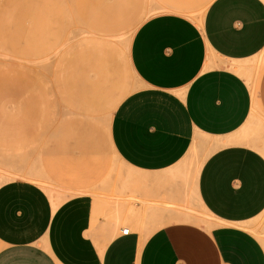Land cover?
<instances>
[{
	"label": "crops",
	"instance_id": "obj_1",
	"mask_svg": "<svg viewBox=\"0 0 264 264\" xmlns=\"http://www.w3.org/2000/svg\"><path fill=\"white\" fill-rule=\"evenodd\" d=\"M151 1L154 13L128 51L140 88L107 125L127 167L106 186L117 200L95 194V184L46 185L47 194L36 168L1 183L0 264H264V223L256 226L264 214V0ZM119 2L94 13L98 26L120 20ZM26 10L39 34L59 4ZM84 127L72 136L86 143ZM204 137L218 144L195 182L210 228L174 220L176 166Z\"/></svg>",
	"mask_w": 264,
	"mask_h": 264
},
{
	"label": "rangeland",
	"instance_id": "obj_2",
	"mask_svg": "<svg viewBox=\"0 0 264 264\" xmlns=\"http://www.w3.org/2000/svg\"><path fill=\"white\" fill-rule=\"evenodd\" d=\"M77 1L57 0L54 20L37 34L36 19L26 9L42 6V0H0V184L30 178L36 168L46 193V185L62 191L95 184V194L117 200L106 186L110 180L115 186L127 167L113 155L107 125L124 98L140 88L129 45L154 6L151 0H86L83 7ZM117 2L124 4L120 20L98 26L94 13ZM84 125V133L92 134L87 144L72 136ZM208 139L176 166L180 193L174 199L180 208L174 220L210 228L214 217L198 202L195 186L199 167L218 145ZM165 189L166 195L173 190ZM263 223L264 214L256 226Z\"/></svg>",
	"mask_w": 264,
	"mask_h": 264
},
{
	"label": "bare ground",
	"instance_id": "obj_3",
	"mask_svg": "<svg viewBox=\"0 0 264 264\" xmlns=\"http://www.w3.org/2000/svg\"><path fill=\"white\" fill-rule=\"evenodd\" d=\"M198 199V198H197ZM198 202H199V200H198ZM200 203V202H199ZM183 217H184V219H186V220H192V219H194V217H192L191 215H186V214H183L182 215ZM195 220H198V221H200V222H204V221H202L201 219H198V218H195ZM209 227V226H208ZM211 227V226H210Z\"/></svg>",
	"mask_w": 264,
	"mask_h": 264
},
{
	"label": "built area",
	"instance_id": "obj_4",
	"mask_svg": "<svg viewBox=\"0 0 264 264\" xmlns=\"http://www.w3.org/2000/svg\"><path fill=\"white\" fill-rule=\"evenodd\" d=\"M129 228L128 227H123L122 229H121V233L122 234H127L128 232H129Z\"/></svg>",
	"mask_w": 264,
	"mask_h": 264
}]
</instances>
